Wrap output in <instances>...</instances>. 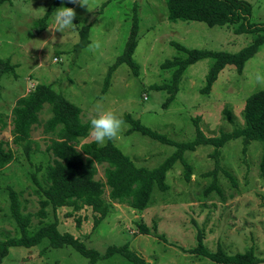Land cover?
I'll return each mask as SVG.
<instances>
[{"label": "rangeland", "instance_id": "1", "mask_svg": "<svg viewBox=\"0 0 264 264\" xmlns=\"http://www.w3.org/2000/svg\"><path fill=\"white\" fill-rule=\"evenodd\" d=\"M251 5V24H264V0H246ZM52 0H6L0 3V58L10 59L15 73L0 78V141L13 158L0 168V241L15 234L9 213V191L18 193L25 212L38 208L31 173L43 180L45 167L52 161L46 150L55 138L44 130L51 116V105L45 103L38 112V122L30 131L28 152L24 144L13 142L12 108L20 96L37 83H51L64 98L79 107L82 122L92 118L98 109L116 113L123 121L118 134L111 139L136 166L155 167L175 149L137 131L126 133L130 119L172 141H187L195 136L193 119L206 135H219L242 124L244 100L264 88V44L244 64L241 73L226 66L218 74L209 92H201L211 58L188 65L178 83L173 99L163 105L165 89L156 85L170 83L174 66L161 64L178 52L175 43L188 48H207L235 52L255 37L252 32H233L232 25L208 26L192 20L170 21L166 0H59L57 8H72L71 25L57 29L52 6L43 27L39 19ZM137 19V44L133 52L135 70L120 64L105 82L108 68L122 53L132 24ZM89 25V42L75 51L78 30ZM259 76V79L256 77ZM106 86L105 89H103ZM228 116L231 121L228 120ZM126 117V118H124ZM94 140L89 133L75 145ZM107 141V140H106ZM105 141V142H106ZM104 142V143H105ZM103 143V144H104ZM99 144V143H97ZM239 139L230 140L220 150L218 165L210 156L212 146H198L183 152L190 165V178L183 177L184 164L176 161L167 171L164 193L154 191L149 207L139 211L109 202V213L94 224L89 209L57 210L58 229L77 236L88 248L103 254L111 245L127 244L149 264H226L196 253L200 237L208 252L218 248L235 254L252 248L264 264V180L258 176L260 143L252 141L243 152ZM96 178L104 180V164H96ZM215 180L219 192L205 189ZM107 188H105V195ZM46 220L32 217L30 228ZM149 233H142L139 225ZM0 264H130L119 253L90 263L69 245L51 247L44 239L33 247L12 246Z\"/></svg>", "mask_w": 264, "mask_h": 264}, {"label": "trees", "instance_id": "2", "mask_svg": "<svg viewBox=\"0 0 264 264\" xmlns=\"http://www.w3.org/2000/svg\"><path fill=\"white\" fill-rule=\"evenodd\" d=\"M6 0H0V3ZM50 6L39 19L41 27L45 25L46 17L52 6L57 9L59 0H52ZM168 19L170 21L192 20L203 22L208 26L232 25L233 32L255 33L254 39L249 44L235 52L212 50L207 48H188L180 43H175L177 51L183 55L174 56L161 64L162 68L174 66L171 71L170 83L156 85L157 89H165L167 97L164 106L174 97L178 83L188 65L202 58H211L212 62L205 74L204 86L201 92H209L219 72L226 66H232L241 73L245 62L252 57L259 47L264 44V24H251L248 17L251 5L246 0H166ZM137 19L134 20L129 36L122 53L108 68L105 82L120 64H126L135 70L133 52L137 44ZM89 25H82L78 30L79 41L75 43L74 50L85 46L88 42ZM14 64L10 59L0 58V78L2 75L14 76ZM106 86L103 88L105 89ZM51 105V116L45 122L44 130L53 131L55 138L47 145L46 150L52 155V161L45 167L43 180H38L36 172L41 166L36 167L30 175L34 184L33 193L37 197L38 208L34 213L25 212L18 198V193L9 191V213L15 224V234L0 241V262L8 254L12 246L33 247L47 239L51 247L69 245L83 256L88 257L90 263L104 257L119 253L130 264H149L142 256L128 249L127 244L111 245L103 254L95 249L88 248L77 236L58 229L57 210L60 207H71L72 210L89 209L94 214V224L109 213V202L126 204L133 209L143 210L149 207L153 200L154 191L164 193L168 189L165 182L167 171L176 161L184 164L183 177L190 178V165L183 161V152L193 151L198 146L209 145L213 147L210 156L218 165L220 150L230 140L239 139L245 147L252 141L260 143V157L258 162V176L264 180V88L259 89L244 100L241 117L242 124L233 126L230 131H221L219 135H206L198 124V119H193L195 136L187 141H172L164 134L158 133L142 124L137 118L130 119L131 126L126 133L137 131L153 139L174 145L175 149L158 165L152 168L136 166L130 157L124 154L113 142L107 140L104 144H97L94 140L84 142L79 149L75 145L81 137L88 135L89 124L82 122L79 117V107L66 100L60 91L53 88L51 83H37L26 94L15 101L12 108V135L15 144H24L28 152L30 146V131L34 123L38 122V112L43 105ZM126 118V117H124ZM228 120L231 121L228 116ZM13 158L9 148L3 147L0 141V168L4 167ZM96 164H104V180L95 177ZM105 188L107 193L105 195ZM219 192L215 180L205 189ZM49 208L53 220L30 228L32 217L43 220L49 216ZM142 233H149L147 228L139 225ZM211 260L226 264H253L261 259L252 254V248L235 254H226L219 248L215 252H208L198 237V245L194 249Z\"/></svg>", "mask_w": 264, "mask_h": 264}, {"label": "clouds", "instance_id": "3", "mask_svg": "<svg viewBox=\"0 0 264 264\" xmlns=\"http://www.w3.org/2000/svg\"><path fill=\"white\" fill-rule=\"evenodd\" d=\"M78 2L81 0H70ZM74 11L69 7H59L54 15V23L57 29H63L73 24ZM259 79V76L256 77ZM122 119L113 111L107 109H98L92 118L88 121L89 133L96 143L103 144L106 140L114 138L122 125Z\"/></svg>", "mask_w": 264, "mask_h": 264}]
</instances>
